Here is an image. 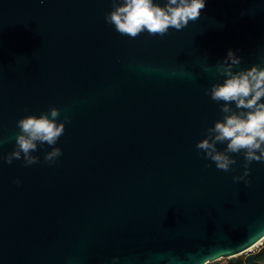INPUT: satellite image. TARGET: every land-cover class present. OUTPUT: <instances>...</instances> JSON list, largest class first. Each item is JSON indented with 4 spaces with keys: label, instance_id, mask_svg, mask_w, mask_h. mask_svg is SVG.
Instances as JSON below:
<instances>
[{
    "label": "water",
    "instance_id": "1",
    "mask_svg": "<svg viewBox=\"0 0 264 264\" xmlns=\"http://www.w3.org/2000/svg\"><path fill=\"white\" fill-rule=\"evenodd\" d=\"M112 10V0H0V156L23 117L55 107L65 124L32 153L39 163L0 160V264H203L264 233V162L245 184L233 179L243 152L226 172L196 147L223 120L208 90L223 83L229 49L242 58L234 71L264 68V0H206L163 37L121 35ZM52 147L62 155L49 163Z\"/></svg>",
    "mask_w": 264,
    "mask_h": 264
},
{
    "label": "clouds",
    "instance_id": "2",
    "mask_svg": "<svg viewBox=\"0 0 264 264\" xmlns=\"http://www.w3.org/2000/svg\"><path fill=\"white\" fill-rule=\"evenodd\" d=\"M44 3V0H40ZM113 10L105 17L121 35L138 37L147 31L150 36H165L169 29L177 31L185 28L190 21L199 19L206 6V0H166L160 6L155 0H112ZM242 58L229 49L226 58L218 62L219 74L225 77L223 83H216L208 90L213 101L223 102L221 112L223 120L207 129L206 138L199 141L197 149L205 153L207 159L214 162L217 169L230 171L237 161L230 154L244 153V173L234 177V181H244L249 175V165L253 161L264 162V68L253 65L249 69L234 71ZM235 104V110L231 107ZM60 111L53 107L39 117L28 115L17 121L20 132L15 137V149L0 156V160L11 164L13 160L23 159L25 166L39 163V157L33 155L38 144L54 146L65 131L64 123H57ZM51 117V118H49ZM67 119V117H65ZM5 141L0 139V145ZM223 151L217 144H225ZM259 153V154H258ZM62 155L61 149L52 147L44 160L54 163ZM19 181H17L18 183ZM248 246L264 244V233H254L249 237ZM233 254H210L203 264H226ZM118 258H114L116 260Z\"/></svg>",
    "mask_w": 264,
    "mask_h": 264
},
{
    "label": "rangeland",
    "instance_id": "3",
    "mask_svg": "<svg viewBox=\"0 0 264 264\" xmlns=\"http://www.w3.org/2000/svg\"><path fill=\"white\" fill-rule=\"evenodd\" d=\"M264 251V244L263 245H260L259 247L255 248V250L253 252H250L252 254H258V253H261ZM250 254H247V253H244L240 256H236V257H233V258H228L226 263H232L233 261H236L237 259H245L249 256ZM261 257H264V256H261Z\"/></svg>",
    "mask_w": 264,
    "mask_h": 264
},
{
    "label": "trees",
    "instance_id": "4",
    "mask_svg": "<svg viewBox=\"0 0 264 264\" xmlns=\"http://www.w3.org/2000/svg\"><path fill=\"white\" fill-rule=\"evenodd\" d=\"M263 259H264V257H259L257 260L261 261ZM229 264H249V262L247 261L246 258L245 259L241 258V259H237L236 261H233L232 263H229Z\"/></svg>",
    "mask_w": 264,
    "mask_h": 264
},
{
    "label": "built area",
    "instance_id": "5",
    "mask_svg": "<svg viewBox=\"0 0 264 264\" xmlns=\"http://www.w3.org/2000/svg\"><path fill=\"white\" fill-rule=\"evenodd\" d=\"M260 245H263V244H257L255 246H253L252 248H250L248 251H246L245 253L247 254H252L250 252H253L255 250V248L259 247ZM247 259V258H246ZM226 264H229V263H226Z\"/></svg>",
    "mask_w": 264,
    "mask_h": 264
}]
</instances>
